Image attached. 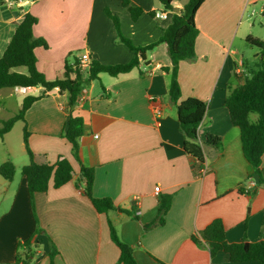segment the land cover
Returning a JSON list of instances; mask_svg holds the SVG:
<instances>
[{
	"label": "crops",
	"instance_id": "obj_1",
	"mask_svg": "<svg viewBox=\"0 0 264 264\" xmlns=\"http://www.w3.org/2000/svg\"><path fill=\"white\" fill-rule=\"evenodd\" d=\"M121 1L32 0L18 6L0 0V57L29 12L37 19L33 35L48 45L34 51L36 67L47 80L62 77L69 53L77 52V58L88 55L102 65L127 63L134 54L116 43L113 23L103 9L119 18L122 33L140 47L159 39L172 14L158 20L148 13L167 11L159 0H128L143 9L132 21ZM183 3L174 0L172 7L181 8ZM195 25L199 31L195 59L180 62L177 80L179 101L194 97L206 104L198 140L203 143L208 134L221 140L217 149L204 146L205 172L196 173L195 161L183 149L176 107L168 96L169 74L162 70L170 67L164 44L148 51L139 67L128 73L99 74L81 89L72 108L67 92L48 91L25 114L28 147L35 162L53 164L65 157L74 173L60 188L35 193L33 213L26 178L18 176L28 156L24 123L16 122L26 158L19 165L10 158L2 161L10 159L15 175L10 181L0 176V264H16L17 244L33 235L36 221L43 232L35 238L38 245L31 250V264L49 263V242L58 252L55 264H117L119 249L110 238L107 219L120 241L132 248L137 264H257L232 263L224 252L211 257L201 233L220 219L228 243L264 241V185H258L243 155L239 129L224 107L229 88L256 66H264L261 52L238 58L233 49L241 26L239 36L245 42L247 37L264 41V0H205L195 14ZM41 92L40 87L23 93L0 89V126L18 112L24 96ZM69 113L83 121L79 159L93 169V197L113 202L115 209L107 215L95 211L83 183L77 186L79 164L61 137ZM261 170L264 174V156ZM162 195H171L169 210L161 224L144 230L156 220Z\"/></svg>",
	"mask_w": 264,
	"mask_h": 264
},
{
	"label": "trees",
	"instance_id": "obj_2",
	"mask_svg": "<svg viewBox=\"0 0 264 264\" xmlns=\"http://www.w3.org/2000/svg\"><path fill=\"white\" fill-rule=\"evenodd\" d=\"M173 1L159 0L164 10L167 11L173 10ZM204 1L186 0L180 8L181 13L172 14L170 25L163 31L159 39L144 47L134 45L122 33L119 18L105 7L103 13L113 23L116 43L124 45L133 52V58L127 63L116 65H102L98 61L91 60L86 73L83 74L78 67L79 58L73 56V60L70 61L67 57L72 53H69L64 60L62 77L54 80H47L36 67L35 49L39 47L48 48V45L43 38H36L33 35V27L37 23L36 17L29 12L25 13L0 57V89L40 87L42 92L36 96H24L18 112L9 119L2 121L0 139L12 129L16 122L22 121L24 123L23 143L28 156V163L21 167L20 173L26 178L33 213H35L34 194L45 193L50 188H60L71 181L74 172L70 161L65 157H59L53 164H39L34 161L33 153L27 142L28 132L25 124L27 110L34 102L43 98L46 92L53 89H57L59 93L67 92L69 96L68 108H72L79 99L81 89L91 81L98 79L99 74L104 73L115 77L128 73L138 68L139 62L145 60L146 53L159 44L166 46L170 59V67L162 70L169 74L168 96L169 101L176 107L179 130L184 137L183 149L195 161L196 173L202 174L201 170L204 168L205 161L204 146L217 149L221 140L211 134L206 135L203 143L198 140L197 130L205 115L206 104L194 97L179 101L180 86L177 75L180 62L195 59V40L199 34L195 25V14ZM121 5L127 9L132 21H136L143 13V9L131 6L128 0H122ZM148 15L154 18L155 12H149ZM246 42L258 48L264 55V41L247 37ZM224 107L228 111L231 124L239 129L243 155L253 168V174L257 177L258 185H264V174L261 170V159L264 156V66H256L248 77L240 81L234 88H229L224 100ZM250 114L257 115L255 121L250 120ZM82 134V119L69 113L61 137L71 145V154L79 164L77 186L78 183H83V193L95 211L107 215L109 211L115 209L113 202L107 198L93 197V169L84 166L79 159L78 139ZM14 175L15 166L10 160L0 164V176L3 179L10 181ZM159 201L156 220L144 226V230L162 223L171 204V195H162ZM133 218L137 219V216L134 215ZM36 223L37 227L33 235L26 241L17 244L16 264H31V256H33L31 250L38 245L35 238L43 232L37 221ZM107 223L110 238L119 249L117 264H137L132 248L120 241L116 229L109 219H107ZM201 237L208 247L211 257H214L218 252H224L229 256V261L232 263L253 261L257 264H264V241L228 243L220 219L210 222L202 231ZM192 240L195 241L194 238ZM57 254L54 244L49 242L48 264H55L53 259ZM157 264L163 263L158 262Z\"/></svg>",
	"mask_w": 264,
	"mask_h": 264
},
{
	"label": "rangeland",
	"instance_id": "obj_3",
	"mask_svg": "<svg viewBox=\"0 0 264 264\" xmlns=\"http://www.w3.org/2000/svg\"><path fill=\"white\" fill-rule=\"evenodd\" d=\"M185 2L186 0H182ZM258 19V14L256 17ZM243 32V26L240 27L238 35L236 39L234 40V46L233 49L236 51V56L240 58V56L244 55L245 57H251L253 58L252 54L259 53L260 50L254 46L249 45L247 42L242 40V33ZM240 35V36H239ZM78 54L77 52L72 53L70 56H68V60H73V56ZM257 115L252 114L251 119H256ZM10 146V147H9ZM5 158L12 159L15 164L19 165L21 163L22 158H26L23 150L22 145V137H21V126L16 123L12 127V131L8 136L4 138V141H0V162H2ZM8 159V160H10ZM20 175V172L18 171V176Z\"/></svg>",
	"mask_w": 264,
	"mask_h": 264
},
{
	"label": "built area",
	"instance_id": "obj_4",
	"mask_svg": "<svg viewBox=\"0 0 264 264\" xmlns=\"http://www.w3.org/2000/svg\"><path fill=\"white\" fill-rule=\"evenodd\" d=\"M2 1H3L4 4H7V5L15 4V5H18V6H25V5L30 4L32 2V0H2ZM169 13L173 14L174 12L173 11H161V12L156 11L155 15H154V18L158 19V20H166L168 18V14ZM90 62H91V60L88 57V55H85V56L79 58L78 67H79L80 71L83 74L86 73ZM14 89H15L16 92L23 93V92H25V90L27 88L15 87ZM95 138H96V136H95ZM201 172L204 173L205 172V168H203L201 170ZM157 192L158 191H156V193Z\"/></svg>",
	"mask_w": 264,
	"mask_h": 264
},
{
	"label": "water",
	"instance_id": "obj_5",
	"mask_svg": "<svg viewBox=\"0 0 264 264\" xmlns=\"http://www.w3.org/2000/svg\"><path fill=\"white\" fill-rule=\"evenodd\" d=\"M174 13H181V10H180V8L179 7H175V8H173V10H172ZM81 177V176H80Z\"/></svg>",
	"mask_w": 264,
	"mask_h": 264
},
{
	"label": "bare ground",
	"instance_id": "obj_6",
	"mask_svg": "<svg viewBox=\"0 0 264 264\" xmlns=\"http://www.w3.org/2000/svg\"><path fill=\"white\" fill-rule=\"evenodd\" d=\"M245 188V187H244ZM249 190V189H248Z\"/></svg>",
	"mask_w": 264,
	"mask_h": 264
}]
</instances>
